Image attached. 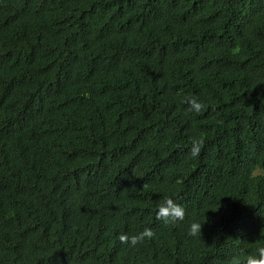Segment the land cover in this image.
I'll use <instances>...</instances> for the list:
<instances>
[{
  "label": "trees",
  "instance_id": "16d2710c",
  "mask_svg": "<svg viewBox=\"0 0 264 264\" xmlns=\"http://www.w3.org/2000/svg\"><path fill=\"white\" fill-rule=\"evenodd\" d=\"M261 248L264 0H0V264Z\"/></svg>",
  "mask_w": 264,
  "mask_h": 264
},
{
  "label": "clouds",
  "instance_id": "9594fccd",
  "mask_svg": "<svg viewBox=\"0 0 264 264\" xmlns=\"http://www.w3.org/2000/svg\"><path fill=\"white\" fill-rule=\"evenodd\" d=\"M192 105L196 111H199L202 108V102L198 101H192ZM192 151L193 154H197L199 152V142L198 141H193L192 145ZM161 217L163 219L167 220H178V219H183L184 216V210L180 205H178L175 201H173L171 198L166 200L163 205H161ZM202 225L199 223H192L190 226V232L192 234H195L197 230H201ZM151 232L150 230H145L144 233H141L138 236L132 237L131 238V243L136 244L143 240L145 235H150ZM259 257H250L248 260V264H264V248H261L259 250Z\"/></svg>",
  "mask_w": 264,
  "mask_h": 264
}]
</instances>
